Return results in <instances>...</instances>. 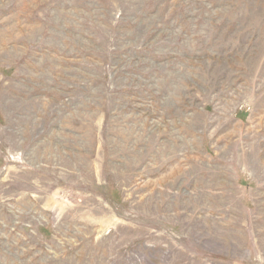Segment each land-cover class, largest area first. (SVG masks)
Listing matches in <instances>:
<instances>
[{
  "label": "rangeland",
  "instance_id": "rangeland-1",
  "mask_svg": "<svg viewBox=\"0 0 264 264\" xmlns=\"http://www.w3.org/2000/svg\"><path fill=\"white\" fill-rule=\"evenodd\" d=\"M0 264H264V0H0Z\"/></svg>",
  "mask_w": 264,
  "mask_h": 264
}]
</instances>
